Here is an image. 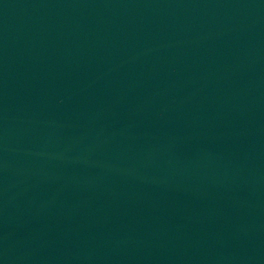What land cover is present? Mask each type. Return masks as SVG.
Here are the masks:
<instances>
[{
	"label": "water",
	"instance_id": "1",
	"mask_svg": "<svg viewBox=\"0 0 264 264\" xmlns=\"http://www.w3.org/2000/svg\"><path fill=\"white\" fill-rule=\"evenodd\" d=\"M0 264H264V0H0Z\"/></svg>",
	"mask_w": 264,
	"mask_h": 264
}]
</instances>
